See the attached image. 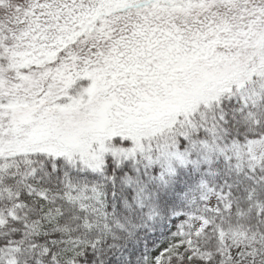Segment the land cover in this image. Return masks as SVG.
Segmentation results:
<instances>
[{
	"label": "snow or ice",
	"instance_id": "snow-or-ice-1",
	"mask_svg": "<svg viewBox=\"0 0 264 264\" xmlns=\"http://www.w3.org/2000/svg\"><path fill=\"white\" fill-rule=\"evenodd\" d=\"M0 264H264V0H0Z\"/></svg>",
	"mask_w": 264,
	"mask_h": 264
}]
</instances>
